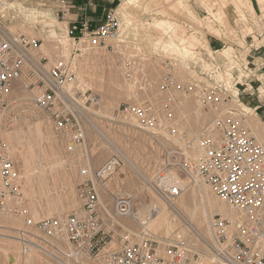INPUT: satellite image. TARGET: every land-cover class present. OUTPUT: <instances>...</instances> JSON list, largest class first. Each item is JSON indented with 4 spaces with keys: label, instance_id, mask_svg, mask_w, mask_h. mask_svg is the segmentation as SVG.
Listing matches in <instances>:
<instances>
[{
    "label": "rangeland",
    "instance_id": "374dc122",
    "mask_svg": "<svg viewBox=\"0 0 264 264\" xmlns=\"http://www.w3.org/2000/svg\"><path fill=\"white\" fill-rule=\"evenodd\" d=\"M204 1L207 3L208 9L204 4L202 5ZM1 3L3 4L0 5V17L5 28L12 34L23 35L28 39L38 41V47L32 51V57L35 60L43 57L41 65L46 70L55 60H62L70 64L74 75H76L73 87L80 92L92 94L96 98L95 104L89 107V124L85 129L84 142L70 153L66 149L67 135L56 131L48 114L34 105L33 96L40 94L43 88L32 84L37 78L28 74L30 68L27 65L18 85L13 88V93L10 91L7 96V105L0 113L1 117L3 116L0 123L1 133L2 130L4 133L5 130L19 129L24 117L37 114L36 116L46 120L51 134L57 141L54 152L51 153L45 147L44 154L48 150V155H57L62 160L64 167L61 166L60 169L48 172L44 178L38 181L42 213L48 210L47 207L50 203L59 206L63 211L62 218L72 214L81 216L82 200L78 193L81 181L80 170L86 167L92 170L98 169L112 157H116L119 165L100 188L99 198L103 205L111 209L113 199L128 198L132 201L133 210L136 212L138 206L152 208L160 203L159 199L161 198L155 193L151 179L163 165L165 149L181 147L186 140H195L201 129L214 115L194 96L173 93V110L177 112V114L174 112L173 115L174 124L177 131L185 135V139H182L180 135L170 138L165 131L154 136L136 127L131 119L118 115L119 107L124 104H148L154 106L156 112L161 111L164 97L159 93V85L164 73L163 63L165 60L176 63L173 75L176 79L185 82L193 81L196 75L203 76L204 71L210 72L215 69L216 73L219 72L224 76L228 68H225L226 61L221 50L224 47H230L232 49H228L226 53L233 51L232 54H237L239 61L234 65L235 70L230 72L231 76L226 75L227 79L225 77L224 79L228 84H230L229 81L237 82V86L228 90L230 98L226 101V105H222L221 109L225 107L226 109H240L236 106L234 97L237 89L240 90L239 96L245 98L243 102L251 108H253L250 104L251 100L264 101L263 95L257 96V93H254V89L259 84L257 78L264 73V61L255 59L258 58L257 50L259 48L262 50L264 47V0H256L259 10L256 12L254 8L256 13L251 9L249 0H103V2L102 0H0ZM89 4H99L94 12L96 19L101 17L102 8H105V14L116 13L120 25L116 37L107 39L104 45L97 47L91 46L87 35L81 40L82 42L67 36L68 27L71 25L67 23L69 16L77 13L78 8H85V6L89 13ZM250 11H253V14ZM217 13L221 18L217 16ZM243 17L245 18L243 19ZM160 20H167L170 23V28L166 29H169L168 33L166 30L157 29L156 22ZM173 30L176 34L178 33L177 37H194L190 39L192 40L191 44L185 45L184 48L185 53L190 52V54L182 52L184 64L175 60L178 59L177 53L171 54V51L169 52L162 44L169 41L170 37L173 38L171 34ZM248 33L250 35L246 36ZM244 36L246 37L243 38ZM157 41L159 42L157 43ZM64 45L67 47L64 54L68 53V55L63 57ZM248 46L252 47L248 48ZM42 47L58 49H56V53L48 55L44 50L42 51ZM161 47L163 48L161 49ZM78 49L80 52H88L92 55L83 73V79L81 76H77L80 75L78 68L72 66L73 59H77L80 53L76 52ZM96 50L100 54H97ZM193 55L192 60L191 56ZM194 63H197L202 70L200 71L197 67L196 71L193 68ZM255 63L257 66H262L260 68L253 67L256 66ZM243 66L247 67L245 71H243ZM180 69H182V73L179 71ZM25 86H29L28 89ZM248 92L253 94L251 100L247 99ZM180 102L184 103V109L181 108ZM233 114L243 116L247 124L254 112L250 114L234 112ZM259 119L264 121V111L259 115ZM249 130L254 137L250 128ZM1 133L0 137H2ZM179 137L181 138L179 139ZM254 138L260 141L258 143L264 148V142ZM170 172L179 174L178 176L182 177L183 182L190 183L187 184L183 192L186 195L194 181L176 170H170ZM17 174L21 184L20 173L17 172ZM198 183L201 184V182ZM47 187L48 189H46ZM71 200L76 201L74 207L69 205ZM148 203L151 204L147 205ZM25 206L28 209L26 199ZM28 213H30L29 209ZM212 216L211 218L210 215L208 216V225L211 223ZM28 217L31 219L29 214ZM177 217L170 213L168 230L162 229L157 232L150 230L148 232L162 249L168 243L167 241L182 239L192 255L190 264L201 261L206 264L211 259L208 249V243L212 239L210 226L205 235L195 221H187L180 215ZM6 218L0 216V222H6L0 224V264H65V261H61L62 257L59 251L67 252L71 249L70 245L58 244L45 233L35 228H28L22 219L11 217L7 218L8 221L5 220ZM48 219H58V217H46L40 221ZM114 225L120 228V234H129L131 242L140 240L139 235L142 233V228L139 222L128 218H118ZM23 233H27V239L33 241L37 247L23 243L21 241L24 237ZM32 248L33 250H31ZM115 248H117L116 243L112 241L97 258L89 259L81 255L76 260L77 263L69 264H105L103 255Z\"/></svg>",
    "mask_w": 264,
    "mask_h": 264
},
{
    "label": "built area",
    "instance_id": "2783aa9c",
    "mask_svg": "<svg viewBox=\"0 0 264 264\" xmlns=\"http://www.w3.org/2000/svg\"><path fill=\"white\" fill-rule=\"evenodd\" d=\"M119 27L116 13L108 12L95 27L87 21L72 23L67 36L80 41L87 35L91 46L97 47L116 37ZM37 47L38 41L10 33L0 17V113L7 105L13 83L21 78L27 65L28 74L37 78L32 84L43 88L40 94L33 96L35 106L48 114L56 131L67 135L66 149L72 153L84 142L89 107L95 104L96 98L72 86L75 75L70 64L55 60L48 70L44 69L41 65L44 58L32 57ZM232 59L239 61L237 54H233ZM175 66L171 60L163 63L164 73L159 85V93L164 97L161 111L156 112L154 106L148 104H124L117 113L154 136L165 131L170 138L180 135L185 139L174 124L173 93L192 95L213 112L195 140L165 149L163 165L151 185L159 198L170 203L184 192L183 187L169 183L170 170L206 185L219 200L243 214L237 220L213 215L212 239L208 243L211 264H264V148L251 135L243 116L221 110L230 98L228 90L237 86V82L228 84L224 78L214 80L216 69L204 71L203 76L196 75L193 81L185 82L174 77ZM197 67L194 63L196 71L202 70ZM232 70H235L234 65L230 72ZM189 150L198 153L196 159L188 157ZM118 165L116 157H112L98 169L80 170L81 216L72 214L61 220L35 222L28 217L10 147L0 137V216L22 219L28 228L45 233L58 244L70 245L67 252L59 251L65 264L77 263L81 255L97 258L112 241L117 248L103 255L105 264H190L192 255L182 239L169 240L162 249L148 231H141L137 242H131L127 233L120 234V228L114 225L116 219L137 220L132 201L115 198L112 208L108 209L99 198L102 184ZM22 235L23 243L34 244L27 239V233Z\"/></svg>",
    "mask_w": 264,
    "mask_h": 264
},
{
    "label": "bare ground",
    "instance_id": "6f19581e",
    "mask_svg": "<svg viewBox=\"0 0 264 264\" xmlns=\"http://www.w3.org/2000/svg\"><path fill=\"white\" fill-rule=\"evenodd\" d=\"M2 4L3 3H1L0 5H2ZM203 4L207 8V3H205V1L202 2V5ZM205 7H204V9H206ZM208 12H211V11H208ZM217 14H218L217 16L220 17L219 13H217ZM244 18L245 17H243V19ZM53 22H54V20H53ZM172 24H174V23H172ZM169 26H170V23L167 20H160L159 22H156L157 29H159L161 31L162 30L165 31L167 28H170ZM178 29H180V27H178ZM168 30H166V33H168ZM181 30H182V28H181ZM247 30H250V29H247ZM171 32L170 33L172 34L173 38L170 37L169 41H167L165 43H162V42L161 43L164 45L165 48H167V50H169V52L171 51V54L177 53L178 59H175V60H178L181 64H184L183 63L184 61H183V55H182L183 53L182 52H184V54H186V53L188 55L190 54V52H186L185 53L184 48H185V45H187V44L190 45L191 44L192 40H190V39H193L194 37L193 36L184 37L183 34H184L185 31L182 32L183 33L182 34L183 38L177 37L178 33L176 34V32L174 30L171 31ZM250 33H251V31H250ZM250 33H248L246 36H249ZM163 34H164V32H163ZM165 35H167V34H165ZM246 36H244L243 38H245ZM83 39L84 38H82L81 40H83ZM159 41H161V40H159ZM159 41H157V43ZM194 43H196V42H194ZM162 44H161V46H162ZM87 45H89V44H87ZM156 46H159V45H156ZM66 48L67 47H65V45H64L63 52H62L63 53V57L68 55V53L64 54L67 51ZM162 48L163 47H161V49ZM56 49H58V48H55V47H48V48L44 47L43 48L42 47V51L44 50L48 55L56 53ZM228 49L230 50L232 48H230V47H226L225 48L224 47L221 51H223V56H224V59L226 61V63H225L226 67L225 68H228L227 71H226V75L231 76V74H230L231 67H232V65L237 64V62H235L232 59V56H233L232 52L233 51L226 53V51H228ZM194 50H195V48H194ZM61 51H62V49H61ZM162 51H164V50H162ZM187 51H189V50H187ZM76 52H80L79 49L76 50ZM93 53L95 54V51H93ZM96 53H97V50H96ZM97 54H100V53H97ZM177 55H175V56H177ZM188 55H185V56H188ZM91 56L92 55L90 53L81 51L78 54V58L77 59H73L72 66H74V67L76 66L78 68L80 75H77V76H81L82 79H83V73H84V71H85V69L87 67V63L90 61ZM191 57H192V60H193L194 55L191 56ZM50 62H51V60H50ZM90 69H91V67H90ZM93 69L95 70V68H93ZM97 70H99V69L97 68ZM88 71H90V70L88 69ZM179 71H181V73L183 72L182 69H180ZM258 74H261V73L258 72ZM226 75L223 76V74H220L219 72L218 73H214V76H215L214 80H219V79L224 78V77L227 79ZM210 77L213 79L212 76H210ZM18 81L13 83L14 86L10 90L11 93H13V88L18 85V83H19ZM239 81H240V79H239ZM257 82L259 84H257V88L254 89V93H257V96H260V95L264 96V73L257 78ZM89 85H90V83H89ZM72 86H74V85L72 84ZM100 86H101V84H100ZM100 86H99V88H100ZM239 92H240V90L237 89L236 92H235V96L234 97L236 98V101H235L236 106L238 108H240V109H238V110L234 109V108L226 109V107H225L224 109H221V110L229 111L231 113L244 112L245 114H250L251 112H254L252 117H250V119H251L250 122L249 123L247 122V124H248V127L251 129L252 134L254 135V137H256L258 140L260 139V140H262L264 142V121L259 119V115L261 114L262 110H261L260 107L251 108V107L247 106L243 102V99H245V98L244 97L241 98L239 96L240 95ZM251 96H253V94L248 92L247 99L251 100ZM183 104H184L183 102L182 103L180 102L181 108L184 109V105ZM177 108H178V106H177ZM175 113L177 114V112H175ZM182 113H183V111H182ZM36 115L37 114H35V116H31V115L28 116L27 115L26 117H24L25 119H24V121L22 120L19 129L14 128L11 131L10 130H5L4 133H3V130H2V133H1V127H0V133L2 134V138L4 139V141L10 147L11 155H12V158H13L15 169L18 170L17 172L20 173V178H21V181H22L21 184H20L21 193L24 196V200L26 199V201H27V205H28L27 207H28L29 212H30L28 214L30 215L31 219L33 221L37 222V221H40L42 218H46V217L49 218L51 216L52 217L53 216H57L58 219L61 220L62 219L61 214H62L63 211L59 208L58 205L49 203V205L47 204L48 205V207H47L48 210L46 212H43V213L41 212V206L42 205H41V197L39 196L41 191L38 192L40 190L38 181H40L42 178H44L48 172H53L54 170H57L58 168L60 169V167L63 166V163H62V160H60L57 155H52L51 156V155L47 154L48 150L51 153H52V151L54 152V147L57 144L56 143L57 141L54 138V135L51 134V132H50V130L48 128V123L46 122V120L41 118V117H39V116H36ZM2 117L0 115V123L2 122L1 121ZM197 121H198V119H197ZM182 130H183V128H182ZM180 138L181 137H179V139ZM174 141H177V140H174ZM258 142H260V141H258ZM45 147L48 149L47 151L45 150L46 154H44V149H46ZM187 155H188V157L190 159L194 160L198 156V153L195 150H189ZM77 158H79V157L77 156ZM156 162H158V161H156ZM78 163H79V161H78ZM60 174H62V173H60ZM178 175L179 174L170 172V174L168 176L169 183L177 184L180 187H183L184 190H185L186 189L185 187L187 186V184H190V183L183 182L181 180L182 177H180ZM181 176H183V175H181ZM60 181H61V178H60ZM19 182H20V180H19ZM115 184H118V183H115ZM46 189H48V187ZM189 189L190 190H189V192L186 195L184 193L180 194L171 203L170 202H165V201L159 199L160 203L158 205L153 206L152 208L150 206H143V205L142 206H138L137 211L134 212V213L136 214V218H137L136 221L139 222L140 227L142 228V231L145 232V231L154 230V231L157 232V231L162 230V229L168 230V228L170 227V225H169V223H170V221H169L170 213H172L175 217H177V215H180L182 218L186 219L187 221H191V222L195 221V223H197L198 227L203 230L205 235H206V232L208 231L209 226H210V224L208 225V216L209 215H210V218H211V215L220 214V215H222V217H226L229 220H237V219H240V218L243 217V214L235 211L228 204H226V203L222 202L221 200H219L210 191V189L206 185H204V184L202 185V183L199 184L198 182H194ZM49 192H50V190H49ZM55 192H56V190H55ZM43 195H44V193H43ZM47 195H49V193H47ZM55 201H56V199H55ZM70 202H71L69 204L70 207H74L76 205V201L71 200ZM149 204H151V203H148L147 205H149ZM28 209H27V212H28ZM81 215H82V213H81ZM7 218H11V217H7ZM7 218L5 220L9 221V219H7ZM173 220H174V218H173ZM4 223H6V222H0V224H4ZM153 233H155V232H153ZM139 237H140V235H139ZM33 245H35V244H33ZM31 250H33V248ZM262 250L264 251V244L262 245ZM211 263L212 262H211V259H210V261H207L206 264H211ZM193 264H203V263L201 261V262H194Z\"/></svg>",
    "mask_w": 264,
    "mask_h": 264
},
{
    "label": "crops",
    "instance_id": "0c3cea01",
    "mask_svg": "<svg viewBox=\"0 0 264 264\" xmlns=\"http://www.w3.org/2000/svg\"><path fill=\"white\" fill-rule=\"evenodd\" d=\"M250 1V5L252 6V10L255 12L254 8L256 9V12H259L258 10V7H257V4H256V0H249ZM103 2V0H102ZM89 8H88V12L86 11V6L85 8H78L76 11L77 13L75 14H72L70 15L69 17V20H68V25L72 24V23H75V22H80V21H87L90 23V25L92 27H95L97 26L99 23H101L104 19V16H105V11L106 9L105 8H102V15L100 18H97L94 17V12L96 10V7L98 6L99 7V4L97 5H92V4H89ZM100 11V10H99ZM255 12V13H256ZM253 26V25H252ZM260 50V51H259ZM258 58H255V59H260L261 61H264V47L263 49L261 50V48H259L258 50ZM256 66H253V67H258L260 68V66L262 65H258L255 63ZM264 68V67H263ZM250 104L251 106L254 108V107H260L261 108V113L264 111V101H261V100H257V101H254V100H251L250 101ZM102 202V201H101Z\"/></svg>",
    "mask_w": 264,
    "mask_h": 264
}]
</instances>
